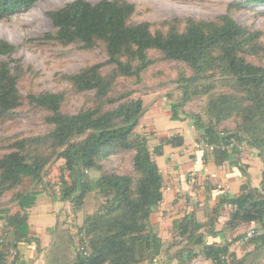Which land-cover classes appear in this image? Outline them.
<instances>
[{
  "label": "trees",
  "instance_id": "1",
  "mask_svg": "<svg viewBox=\"0 0 264 264\" xmlns=\"http://www.w3.org/2000/svg\"><path fill=\"white\" fill-rule=\"evenodd\" d=\"M35 1L0 0V19L29 8ZM243 2L264 4V0ZM132 11L133 5L123 0L96 3L73 0L49 13L57 28L58 40H76L86 45L102 42L108 62L114 65L113 73L102 75L99 65L95 64L68 76L74 90L89 92L93 97L92 104L75 112L61 109L63 94L60 92L29 94L31 103L48 111L45 121L50 129L38 136L13 141L8 147L10 150L0 155V198L25 178L40 182L43 168L55 154L65 160L64 168L72 179V184L64 189L66 198L74 201L93 190L105 198L95 212L85 216L78 231L79 245L84 249L76 247L72 258L68 257L72 250L71 236L66 233V242L56 229H49L50 245L59 250L58 261L66 264L68 260L70 264H136L157 253L158 238L149 216L162 197V176L154 155L159 153L162 144L177 146L183 139L173 134L161 138L160 144L150 149L147 135L135 130L144 111L142 100L132 97L131 91H117L113 87L117 75L138 77L149 65L150 50L159 51L164 59L185 63L191 70L186 82L209 80L211 86L219 84L227 89L218 94L209 93L207 121L198 113L190 114L200 138L215 144H227L232 139L238 143L245 138L247 144L264 153V64L250 59L259 54L264 56V44L257 40L258 33L248 31L228 15L213 20L183 19L181 30L176 25L180 19H173L167 22L165 30H152L147 22H130L128 17ZM13 49L10 43L0 39V53L8 54ZM206 88L207 91L210 86ZM17 102L16 77L5 63H0V118ZM178 105L174 103L170 107L172 119H181ZM231 116L240 118L236 129L240 136L217 130L218 123ZM115 149L133 153L135 175L101 172L94 178L89 177L88 172L99 170L97 160ZM262 183L261 190H244L239 196L223 198L224 202L237 206L230 213L233 224L237 221L264 224V180ZM77 189L80 194L75 198L70 192ZM39 194L30 189L17 191L11 202H16L19 210L10 213L8 209H0V220H4L7 239L10 238L0 248V264H7L6 252L15 244L31 242L27 220ZM261 229V236L249 239L261 238L264 243V225ZM3 240L0 238V245ZM222 252V248L212 245L203 247L204 255L215 264L224 263ZM11 264H16V257Z\"/></svg>",
  "mask_w": 264,
  "mask_h": 264
},
{
  "label": "rangeland",
  "instance_id": "2",
  "mask_svg": "<svg viewBox=\"0 0 264 264\" xmlns=\"http://www.w3.org/2000/svg\"><path fill=\"white\" fill-rule=\"evenodd\" d=\"M70 1L73 0H36L29 8L0 19V39L6 40L14 48L8 54L0 53V63H5L10 73L16 77L18 97L17 105L4 111L0 118V155L10 150L8 147L13 141L38 136L50 129V125L45 121L48 111L31 103L29 94L60 92L63 94L61 109L65 112H75L92 104L93 97L89 92L74 90L68 76L95 64L99 65L100 74L113 73L114 65L108 62L109 56L102 42L86 45L76 40L63 42L56 38L57 28L49 13ZM86 1L96 3L100 0ZM123 1L133 5L128 20L132 23L147 22L152 30H165L168 27L167 22L173 19H180L176 25L178 30H181L184 26L183 19L213 20L220 15H228L248 31L257 32V40L264 44V4H245V0ZM147 59L149 65L140 71L138 77L117 75L113 87L117 91H131L132 97H140L142 100L144 111L135 130L147 135L149 148L153 149L164 133L163 123L168 115H171L172 104H179V117L189 124L193 123L191 113H198L207 121L209 93L218 94L227 89H223L219 84L211 86L209 80L186 82L191 75L190 68L181 61L164 59L157 50H150ZM250 59L255 63L264 64V56L261 54ZM184 86H187L186 91ZM206 86H210L208 92ZM239 123V117L231 116L218 123L217 130L233 137L234 134L240 136L236 130ZM241 141L247 144L245 138ZM244 143L240 146L244 147ZM253 148L259 154L261 190L264 180V153H259L257 148ZM132 156L133 153L127 150H111L102 158L96 159L99 170L88 172V175L94 178L101 172H107L134 176ZM64 162L63 158L53 155L42 170L41 181L35 183L25 178L15 188L5 191L0 198V209H8L10 213L19 210L16 202H11L13 194L17 191L30 189L39 192L40 198L35 201L39 210H29L32 215L28 216L27 220L31 237L29 243L40 244V239L35 236L39 232L37 230L50 235V230L56 229L55 232L64 238L63 241L67 239L66 233L71 236V247L76 252L80 238L78 231L85 216L95 212L105 198L96 190L89 191L74 201L66 198L64 189L72 184V179L69 171L64 168ZM70 193L77 198L80 191L77 189ZM50 204L52 207L49 210ZM44 211L47 213L45 216ZM6 232L4 220L1 219L0 238L4 240L0 248L10 241ZM35 238L38 239L37 243Z\"/></svg>",
  "mask_w": 264,
  "mask_h": 264
},
{
  "label": "crops",
  "instance_id": "3",
  "mask_svg": "<svg viewBox=\"0 0 264 264\" xmlns=\"http://www.w3.org/2000/svg\"><path fill=\"white\" fill-rule=\"evenodd\" d=\"M163 124L164 133L156 145L161 138L173 134H179L183 141L177 146L162 144L154 155L162 176V197L149 216L158 238L157 253L136 264H215L204 255V245L222 248L223 264H264L261 238L245 239L246 232L254 228L260 229L256 232L261 236L264 224L258 221L233 224L229 210L223 205V198L259 188V154L240 140L235 148L227 150L196 147L200 132L192 123L168 115ZM35 205L29 210H39ZM51 207L50 204L49 210ZM37 231L35 236L40 244L18 242L6 252L7 264L14 257L16 264H66L58 261L60 253L50 245L51 235ZM74 254L71 250L68 257Z\"/></svg>",
  "mask_w": 264,
  "mask_h": 264
},
{
  "label": "built area",
  "instance_id": "4",
  "mask_svg": "<svg viewBox=\"0 0 264 264\" xmlns=\"http://www.w3.org/2000/svg\"><path fill=\"white\" fill-rule=\"evenodd\" d=\"M194 144L196 147H202L206 150L213 151L216 148H221V149H225V150L232 149L236 145V142L232 139L227 144H215V143H209V142L205 141L204 139L199 138L198 140L195 141ZM223 205L229 210L230 213L235 212L237 210V206L235 204H232L229 202H224ZM258 234L259 233L254 231V230H249L245 234V239L252 238L253 236H256ZM76 247L78 250H81V251H83V249H84L82 245H78V246L76 245ZM194 264H196V263H194Z\"/></svg>",
  "mask_w": 264,
  "mask_h": 264
}]
</instances>
